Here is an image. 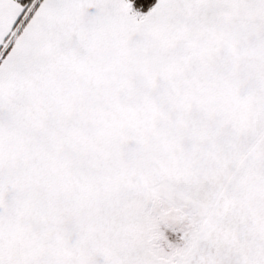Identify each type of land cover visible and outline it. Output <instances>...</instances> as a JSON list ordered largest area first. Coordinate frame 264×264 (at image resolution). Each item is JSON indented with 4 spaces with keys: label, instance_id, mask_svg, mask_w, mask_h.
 Instances as JSON below:
<instances>
[{
    "label": "snow or ice",
    "instance_id": "obj_1",
    "mask_svg": "<svg viewBox=\"0 0 264 264\" xmlns=\"http://www.w3.org/2000/svg\"><path fill=\"white\" fill-rule=\"evenodd\" d=\"M0 264H264V0H0Z\"/></svg>",
    "mask_w": 264,
    "mask_h": 264
}]
</instances>
